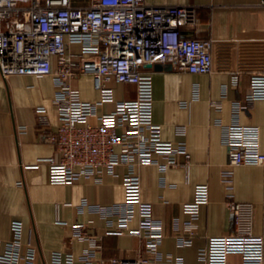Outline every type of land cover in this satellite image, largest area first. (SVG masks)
I'll return each instance as SVG.
<instances>
[{
  "label": "built area",
  "instance_id": "2783aa9c",
  "mask_svg": "<svg viewBox=\"0 0 264 264\" xmlns=\"http://www.w3.org/2000/svg\"><path fill=\"white\" fill-rule=\"evenodd\" d=\"M258 6L264 10V0H258ZM193 22L192 5L145 0H0V76L48 74L55 85L51 101L58 124L50 137L58 157L45 156L36 162L42 160L48 165L52 183H70L81 177L99 182L103 173H113L117 165H124L121 200L100 204L81 198L77 210L98 214L105 220V233L126 232L137 237L142 246L133 257L97 256V235L89 232L85 223L74 221L69 224L71 235L85 245L78 254L51 250L46 264H264V202L261 232L255 234L252 202L234 200L228 193L232 231L207 236L205 244L197 249L196 261L188 262L159 249L162 220L153 214L151 203L141 197L140 176L135 170L139 164H155L163 171L180 164L177 155L181 154L186 179L188 176L189 153L184 143L161 138L160 125L152 119V77L141 66L161 62L178 70L211 72L213 39L180 32L183 24ZM71 43H77L79 50L70 49ZM260 43V60L249 75L245 103L264 99V35ZM79 73L90 74L100 93L97 100L81 99L69 84L68 79ZM112 83L133 84L134 96L115 99ZM225 92L223 84L221 97ZM106 101H112L113 108L96 115L97 105ZM210 104L215 109L221 107L220 100H211ZM242 108L241 101L231 102L230 122L221 124V142L228 149L230 164H263L258 126L239 122ZM35 111L37 121L45 122L44 107L36 106ZM90 115H96L97 120L88 121ZM230 172L224 169L222 175L229 176ZM207 200L208 184L196 183L192 199L182 203L186 217L172 218L178 246L192 244L200 206ZM134 216L136 224L130 225ZM56 222L67 223L59 218ZM8 229L9 236L0 245V264H33L34 244L26 240L21 249V221L11 218ZM230 254H236L238 260H230Z\"/></svg>",
  "mask_w": 264,
  "mask_h": 264
},
{
  "label": "crops",
  "instance_id": "0c3cea01",
  "mask_svg": "<svg viewBox=\"0 0 264 264\" xmlns=\"http://www.w3.org/2000/svg\"><path fill=\"white\" fill-rule=\"evenodd\" d=\"M145 1L194 6L195 22L183 24L181 34L213 39L211 72L193 73L171 66L155 68L146 63L141 66L151 73L152 119L160 125L161 138L182 141L189 153L187 179L181 154L177 155L180 164L163 171L155 164L137 165L141 197L151 203L153 214L162 220L159 249L195 262L197 249L205 244L207 236L227 234L233 229L228 193L234 200L252 202V232H261L264 163L230 164L228 149L221 142V124L230 122L231 102L241 101L243 108L238 120L258 126L259 147L264 152V99L244 102L249 75L260 60L264 10L258 6V0ZM69 48L78 51L79 45L71 43ZM51 63L54 67V57ZM68 82L78 90L81 99L99 98L90 74L79 73ZM223 84L226 92L221 97ZM111 86L115 99L134 96L133 84ZM54 91L48 74L0 76V245L9 236V220L17 218L22 224L21 249L26 240L30 241L35 246L33 264H46L51 250H70L74 254L81 251L85 242L73 237L69 226L79 221L97 235L100 243L97 256H136L142 247L137 237L126 232L105 233L103 218L94 212L77 210L81 198L100 204L121 200L124 165H117L113 173H103L99 182L81 177L70 183H52L48 179V165L42 160L36 162L45 156L58 157L50 137L58 124L56 107L51 101ZM214 99L220 100L219 109L211 106ZM39 105L44 107L45 122L36 119L35 108ZM112 108V101L102 102L96 107V115ZM96 115H90L88 121L95 122ZM155 157L163 160L161 155ZM224 169H230L229 176L222 175ZM199 182L208 184V200L200 206L192 244L178 246L172 218L186 217L182 203L192 199L194 185ZM56 218L67 223H57ZM135 224L136 216L130 221V225ZM229 259L237 261L238 256L230 254Z\"/></svg>",
  "mask_w": 264,
  "mask_h": 264
},
{
  "label": "water",
  "instance_id": "95a60500",
  "mask_svg": "<svg viewBox=\"0 0 264 264\" xmlns=\"http://www.w3.org/2000/svg\"><path fill=\"white\" fill-rule=\"evenodd\" d=\"M146 65H152L155 68H161L163 66L164 67H167V68L170 67V64L169 63H161V62H156V63L148 62V63H146Z\"/></svg>",
  "mask_w": 264,
  "mask_h": 264
},
{
  "label": "rangeland",
  "instance_id": "374dc122",
  "mask_svg": "<svg viewBox=\"0 0 264 264\" xmlns=\"http://www.w3.org/2000/svg\"><path fill=\"white\" fill-rule=\"evenodd\" d=\"M74 1H79V0H74Z\"/></svg>",
  "mask_w": 264,
  "mask_h": 264
}]
</instances>
